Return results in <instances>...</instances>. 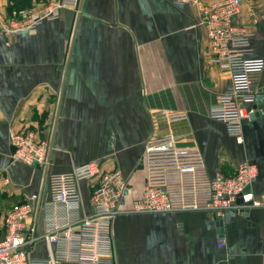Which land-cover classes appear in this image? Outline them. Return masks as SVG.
I'll return each mask as SVG.
<instances>
[{"label":"crops","instance_id":"obj_1","mask_svg":"<svg viewBox=\"0 0 264 264\" xmlns=\"http://www.w3.org/2000/svg\"><path fill=\"white\" fill-rule=\"evenodd\" d=\"M219 1L80 0L36 32L0 35V215L38 193L48 200L50 175L88 162L119 171L139 193L154 120L177 113L188 116L182 144L200 149L212 177H231L248 162L258 169L251 190L261 194L264 100L244 120L242 143L209 117L229 76L211 63L200 20L203 6ZM8 3L0 0L1 16ZM234 25L251 36L250 56L264 61V0H244ZM252 81L264 95V68ZM28 132L49 141L45 166L12 160V133ZM79 186L90 214L91 190L86 181ZM37 218L43 234L44 213ZM218 221L207 211L120 214L112 225L115 264H264V207ZM38 246L46 257L45 243L34 252Z\"/></svg>","mask_w":264,"mask_h":264},{"label":"built area","instance_id":"obj_2","mask_svg":"<svg viewBox=\"0 0 264 264\" xmlns=\"http://www.w3.org/2000/svg\"><path fill=\"white\" fill-rule=\"evenodd\" d=\"M176 5L201 4L200 0H170ZM244 0H221L201 9L211 63L229 76V84L209 111V117L226 125L229 136L243 142V123L255 110L254 74L264 61L253 59L251 36L238 30L235 18ZM80 0H50L44 7L21 13L20 19L0 15V35L9 37L36 32L45 21L56 20L65 8L76 10ZM252 12L254 4L250 3ZM188 116L177 113L154 120V132L142 156L143 186L139 193L119 171H107L96 162L79 165L68 173L48 177L49 199L38 193L0 215V264H115L112 225L116 216L130 212L207 211L221 223L228 212L245 213L264 207V191L255 195V165L240 163L231 177H212L196 146L180 145L188 136ZM16 152L12 160L45 166L49 141L36 135L12 133ZM82 181H90L92 212L82 210ZM45 215V231L38 233V214ZM39 242L46 257H32ZM219 247L226 248L221 237Z\"/></svg>","mask_w":264,"mask_h":264},{"label":"rangeland","instance_id":"obj_3","mask_svg":"<svg viewBox=\"0 0 264 264\" xmlns=\"http://www.w3.org/2000/svg\"><path fill=\"white\" fill-rule=\"evenodd\" d=\"M50 0H27L25 3H23L19 8L22 10L21 12H30L39 8L44 7L46 4H48ZM13 4L12 3H8L7 5V9L10 8ZM17 10V9H15ZM3 15V14H2ZM5 20H10V19H20L21 18V13H19L18 11H13L12 13L10 12H5L3 15ZM87 186L90 188L92 185V182L90 181H86ZM183 212H192V211H183ZM130 213H136V212H130ZM32 257H44V252L41 246H38V250L37 252H34L33 255H31Z\"/></svg>","mask_w":264,"mask_h":264},{"label":"water","instance_id":"obj_4","mask_svg":"<svg viewBox=\"0 0 264 264\" xmlns=\"http://www.w3.org/2000/svg\"><path fill=\"white\" fill-rule=\"evenodd\" d=\"M252 91L254 92V93H256L255 92V88L252 86ZM263 100H264V95L263 94H256V100H255V104H254V109L257 111V112H254V114H252L251 115V118L252 119H254L255 118V116L256 115H258L259 114V110L261 109V106H260V104L263 102ZM259 107V108H258ZM180 145H183V144H180ZM184 146H187V145H184ZM191 146V145H190ZM11 151H12V154L13 153H15L16 152V148L13 146L12 147V149H11ZM249 213V211H247V212H245L244 214H248ZM222 223V222H221ZM221 223H219V226H221ZM222 232V229H221V227H220V233ZM221 237H223V236H221Z\"/></svg>","mask_w":264,"mask_h":264},{"label":"trees","instance_id":"obj_5","mask_svg":"<svg viewBox=\"0 0 264 264\" xmlns=\"http://www.w3.org/2000/svg\"><path fill=\"white\" fill-rule=\"evenodd\" d=\"M13 5L10 7V12L18 11L21 12L22 10L19 8L23 3H25L27 0H9ZM17 9V10H15Z\"/></svg>","mask_w":264,"mask_h":264}]
</instances>
